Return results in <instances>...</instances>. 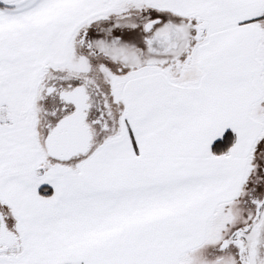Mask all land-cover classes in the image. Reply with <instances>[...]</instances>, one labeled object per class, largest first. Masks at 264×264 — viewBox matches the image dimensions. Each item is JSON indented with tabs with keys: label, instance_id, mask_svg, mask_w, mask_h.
<instances>
[{
	"label": "snow or ice",
	"instance_id": "obj_1",
	"mask_svg": "<svg viewBox=\"0 0 264 264\" xmlns=\"http://www.w3.org/2000/svg\"><path fill=\"white\" fill-rule=\"evenodd\" d=\"M0 264H264V0H0Z\"/></svg>",
	"mask_w": 264,
	"mask_h": 264
}]
</instances>
